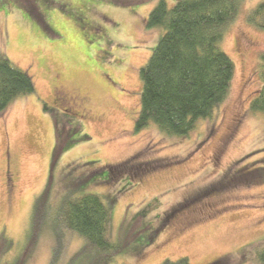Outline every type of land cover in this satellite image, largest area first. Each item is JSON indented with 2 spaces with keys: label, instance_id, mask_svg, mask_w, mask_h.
<instances>
[{
  "label": "rangeland",
  "instance_id": "374dc122",
  "mask_svg": "<svg viewBox=\"0 0 264 264\" xmlns=\"http://www.w3.org/2000/svg\"><path fill=\"white\" fill-rule=\"evenodd\" d=\"M158 1L0 0V57L34 84L0 112V233L12 240L0 264L26 250L23 264H91L84 239L55 223L64 200L89 192L110 208L107 237L128 239L109 264H262L264 115L249 104L264 31L245 20L261 0H245L225 27L229 93L185 136L134 130ZM48 183L36 228L35 197Z\"/></svg>",
  "mask_w": 264,
  "mask_h": 264
},
{
  "label": "trees",
  "instance_id": "16d2710c",
  "mask_svg": "<svg viewBox=\"0 0 264 264\" xmlns=\"http://www.w3.org/2000/svg\"><path fill=\"white\" fill-rule=\"evenodd\" d=\"M244 1L176 0L168 7L164 0H159L155 4L146 19V27H157L160 31L151 54L139 68V111L134 130L153 124L168 135L185 136L225 100L234 64L219 45L225 27L238 15ZM245 20L264 31V0L247 11ZM259 76L260 87L249 105L252 111L264 115V51L260 54ZM33 91L30 75L9 59L0 57V112L15 98ZM57 146L55 153L63 148L60 143ZM49 183L35 197L32 216L34 221L37 218L36 228L43 208L49 206L46 201ZM109 219V206L97 194L89 192L64 200L55 223L84 239L80 252L92 254L91 264H109L128 242V239L112 242L107 237ZM33 245L30 244L29 250ZM11 246L12 240L1 232L0 256ZM28 252L16 264H23ZM256 256L264 264V243ZM159 264L191 263L182 256L164 259Z\"/></svg>",
  "mask_w": 264,
  "mask_h": 264
}]
</instances>
